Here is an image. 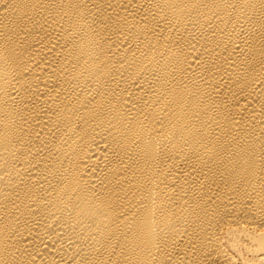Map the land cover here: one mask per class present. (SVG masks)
Returning a JSON list of instances; mask_svg holds the SVG:
<instances>
[{
	"label": "bare ground",
	"instance_id": "obj_1",
	"mask_svg": "<svg viewBox=\"0 0 264 264\" xmlns=\"http://www.w3.org/2000/svg\"><path fill=\"white\" fill-rule=\"evenodd\" d=\"M0 264H264V0H0Z\"/></svg>",
	"mask_w": 264,
	"mask_h": 264
}]
</instances>
